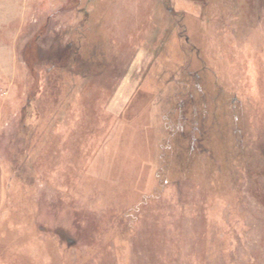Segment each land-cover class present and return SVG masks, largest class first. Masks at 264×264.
Wrapping results in <instances>:
<instances>
[{
	"label": "rangeland",
	"instance_id": "1",
	"mask_svg": "<svg viewBox=\"0 0 264 264\" xmlns=\"http://www.w3.org/2000/svg\"><path fill=\"white\" fill-rule=\"evenodd\" d=\"M0 264H264V0H0Z\"/></svg>",
	"mask_w": 264,
	"mask_h": 264
}]
</instances>
